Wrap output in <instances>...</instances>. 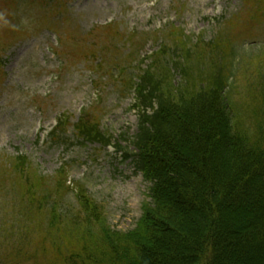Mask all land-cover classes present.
<instances>
[{
	"label": "trees",
	"instance_id": "16d2710c",
	"mask_svg": "<svg viewBox=\"0 0 264 264\" xmlns=\"http://www.w3.org/2000/svg\"><path fill=\"white\" fill-rule=\"evenodd\" d=\"M29 3L19 0L16 8ZM15 18L11 13V41L18 36ZM170 30L148 66L122 81L136 102V131L120 136L132 146L130 154L91 113L74 125L78 141L113 144L141 173L148 201L134 229H111L81 185L75 187L78 211L62 209L56 195L71 191L63 169L49 185L25 156H3L0 185L11 181L9 191L20 195L28 215L41 212L47 226L41 233L27 229L39 236L23 241L22 263L264 264V59L243 62L246 98L238 106L231 42L220 31L205 41ZM60 124L50 135L54 143L64 137Z\"/></svg>",
	"mask_w": 264,
	"mask_h": 264
},
{
	"label": "rangeland",
	"instance_id": "374dc122",
	"mask_svg": "<svg viewBox=\"0 0 264 264\" xmlns=\"http://www.w3.org/2000/svg\"><path fill=\"white\" fill-rule=\"evenodd\" d=\"M18 1L0 0V8L7 7L3 14L8 20L7 24L0 21V48L6 49L11 43V13L20 31L3 59L0 160L3 156H25L49 185L57 181L54 178L65 165L64 186L71 191L62 197L56 195L58 205L71 213L78 211L75 187L81 184L86 195L102 208L111 229L130 231L141 215L142 204L148 201L147 184L130 161L122 162L119 154L108 156L111 152L107 147L103 149L97 143L80 145L71 126L77 122L82 109H88L91 116L99 120L103 132L112 136L128 154L133 151L132 146L120 139L122 134L132 136L136 131V113L131 108L133 95L121 93L123 88L118 76L122 71L136 68L141 53L129 60L131 44L125 41L117 45L115 34L101 27L117 24L119 32L127 37L136 31L149 33L156 39V36L163 37L164 27L172 23L186 36L209 41L225 28V25L217 26L218 18L233 15L241 25L247 16L245 8L249 9L252 3L247 4L246 0H54L48 5L47 0H30L29 6L16 8ZM5 2L10 3L9 6L4 5ZM253 24V20H248L246 26L249 27L241 31L252 29L259 32L258 36L237 44L233 63L238 73L234 78L237 88L232 101L238 106H243L246 98L247 80L239 73V69L245 71L239 60L247 58L244 63L255 61L258 64L264 59V21L257 25L263 29L252 27ZM61 26L69 36L75 33L76 41L65 37L71 60L68 66L57 55L60 49L56 47L57 35L51 32V29L61 31ZM59 37L64 41L62 32ZM152 43V39L147 40L142 57L157 49ZM111 47H117L120 52H112ZM87 54H92L103 73L111 69L113 79L102 76L98 89L93 85L97 75L89 71L85 61ZM251 56L254 57L248 58ZM248 69L253 73L252 66ZM97 98H101V104L93 109ZM62 114L70 116V126L63 139L54 143L48 139L49 132ZM13 186L11 181L0 185V255L5 254L4 261L0 257V263L31 264L26 260L22 263L21 256L17 258L18 249L22 248L24 240L39 236L36 229L41 233L47 226L41 212L35 213L37 217L33 218L28 215L20 195L9 191ZM56 196L52 191L49 197L54 200ZM31 226L37 228L27 230Z\"/></svg>",
	"mask_w": 264,
	"mask_h": 264
},
{
	"label": "clouds",
	"instance_id": "9594fccd",
	"mask_svg": "<svg viewBox=\"0 0 264 264\" xmlns=\"http://www.w3.org/2000/svg\"><path fill=\"white\" fill-rule=\"evenodd\" d=\"M0 21H2L4 24L8 23V20L5 18L3 13H0Z\"/></svg>",
	"mask_w": 264,
	"mask_h": 264
}]
</instances>
